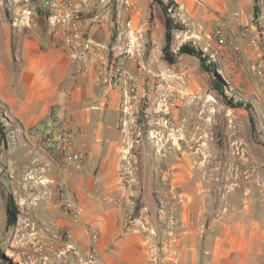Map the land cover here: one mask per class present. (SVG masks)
Here are the masks:
<instances>
[{"label":"rangeland","instance_id":"374dc122","mask_svg":"<svg viewBox=\"0 0 264 264\" xmlns=\"http://www.w3.org/2000/svg\"><path fill=\"white\" fill-rule=\"evenodd\" d=\"M45 1L0 0V264H264V0H82V45L105 58L82 59L94 108L78 164L58 148L71 114L23 128L4 102L21 48L68 56ZM114 60L129 85L110 86Z\"/></svg>","mask_w":264,"mask_h":264},{"label":"crops","instance_id":"0c3cea01","mask_svg":"<svg viewBox=\"0 0 264 264\" xmlns=\"http://www.w3.org/2000/svg\"><path fill=\"white\" fill-rule=\"evenodd\" d=\"M75 2L82 10V0H75ZM70 35L73 41L82 35V19L72 25ZM19 53L21 61L17 69L20 70L22 77L15 84L16 97L11 98L6 93L5 104L13 110L14 117L23 124V128L43 125L50 120L49 116L53 107L66 106L75 129L72 140L82 151V123L87 124L91 121L94 108L87 103L91 94L85 89L86 84L82 80V62L71 61L64 51L54 48L45 53L38 47L28 46L21 48ZM1 81L0 87L7 85V79L4 81L1 79ZM94 84L93 79L87 81L88 87ZM82 112L85 115L83 122ZM73 174L75 176L66 172L64 179L77 181L74 185L79 192H82V183L80 185L77 179L78 177L82 180V175ZM215 248H213L214 252ZM229 256L226 260L227 264H246L245 258L241 261L239 255L237 260H231ZM170 261L166 257L160 264H171ZM175 264H214V261L175 259Z\"/></svg>","mask_w":264,"mask_h":264},{"label":"built area","instance_id":"2783aa9c","mask_svg":"<svg viewBox=\"0 0 264 264\" xmlns=\"http://www.w3.org/2000/svg\"><path fill=\"white\" fill-rule=\"evenodd\" d=\"M45 5L53 13L51 19L54 23L59 24L62 28V32L68 39L65 42L66 51L69 58L74 62H82L83 58L90 55L98 56L101 59L105 58L104 47L101 45H93L90 43H84L82 45V35L76 37V40L71 39L70 30L72 25L81 20L82 10L77 6L75 0H47ZM60 12H59V11ZM59 12V13H56ZM131 25V22L128 23ZM110 86H118L121 84L129 85L130 81L124 74L123 65L121 60H114L111 66L110 78L108 79ZM61 107V118H65L69 115L68 108L66 106ZM70 126L68 122H63L62 131L58 134V148L62 153V162L67 164H78L82 162L84 156L81 152H75L72 149V134L69 130ZM52 136H46L47 142L50 144Z\"/></svg>","mask_w":264,"mask_h":264},{"label":"trees","instance_id":"16d2710c","mask_svg":"<svg viewBox=\"0 0 264 264\" xmlns=\"http://www.w3.org/2000/svg\"><path fill=\"white\" fill-rule=\"evenodd\" d=\"M159 2L160 5L162 4V1L156 0ZM256 18L258 17V12L255 14ZM174 35H173V27L172 22L170 19L166 20V33H165V44L163 47V52L165 54L166 59L169 62H173L175 59L174 54L172 53V43H173ZM180 54H189L194 55L199 58H201V55L203 54L198 48L195 47L194 44H186L182 45L179 49ZM205 63V62H204ZM207 70H215L213 64H208L204 66ZM221 91H223V86L221 84H218ZM7 214H8V224L9 226H12L16 223L17 217H18V208L15 206L12 200H9L8 208H7Z\"/></svg>","mask_w":264,"mask_h":264}]
</instances>
